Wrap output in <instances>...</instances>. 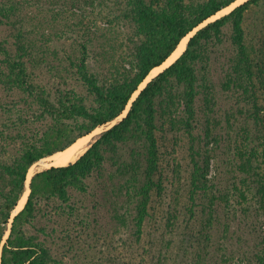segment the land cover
Instances as JSON below:
<instances>
[{"label": "trees", "instance_id": "trees-1", "mask_svg": "<svg viewBox=\"0 0 264 264\" xmlns=\"http://www.w3.org/2000/svg\"><path fill=\"white\" fill-rule=\"evenodd\" d=\"M19 1L5 4V24L14 30L21 24L17 12L25 0ZM28 1L72 9L97 4L99 10L93 22L78 25L82 35L66 54L63 47L58 50L47 40L29 38L22 30L0 38V113L9 114L5 121L0 118V143L4 139L6 145L17 146L14 156L0 166V264H57L52 250L56 232L67 229L72 220L86 222L90 204L92 210L102 208L124 217L126 205L133 203V234L138 242L144 222L151 218L150 200L163 188L160 140L178 145L184 137L189 140L192 168L186 200L176 208L184 205L188 214L180 215L183 233L174 238L177 257L158 264H221L235 254L246 264L264 261V247L261 254L246 243V227L259 232L251 217L246 223L241 220L238 230L229 229L237 212L220 207L229 198L225 186L215 190L216 195L209 190L211 156L200 154L197 144L214 135L210 121L217 106L216 85L241 92L236 114L247 113L252 141L264 138V107L259 105L264 89V0H245L198 28L180 56L143 87L151 70L184 36L236 0ZM256 7L259 16L247 22ZM218 72L224 77L220 84L212 80ZM199 94L204 108L196 104ZM5 97L10 98V107H5ZM114 120L74 162L32 175L26 203L12 217L1 245L26 189L29 167ZM254 150L251 146L247 177ZM258 183L257 193L264 199V182ZM55 219L57 226L50 222ZM219 221L225 225L224 234L216 232ZM236 236L239 246L232 249ZM217 243L225 246L214 248ZM140 254L131 251L116 264H144Z\"/></svg>", "mask_w": 264, "mask_h": 264}, {"label": "rangeland", "instance_id": "rangeland-1", "mask_svg": "<svg viewBox=\"0 0 264 264\" xmlns=\"http://www.w3.org/2000/svg\"><path fill=\"white\" fill-rule=\"evenodd\" d=\"M8 1L9 0H0V38L4 35L14 34L22 30L25 33H28V36H30L29 38L47 40L51 46L58 50L63 47L64 54L68 53L71 47L77 46V42L82 35V32L79 31L78 25L81 24L82 28L89 23V20L93 22V19L95 20L98 16L96 14L99 10L97 4L84 6L82 9H72L65 6L57 8L41 3L36 5L34 2H26V0L22 2L23 0H20L19 2H22L23 6L19 8L20 10H18L17 13L19 14L18 16L21 24H17V28L14 30L13 27L5 24L8 20L5 15L7 14V7L5 4L8 3ZM244 1L245 0H238L237 3L234 6H231L228 10L224 9L230 5L223 8L220 10L222 11L221 14L215 18H212L215 15L212 16L200 26L202 27L206 22L208 23L209 21L230 12ZM260 11L259 7L254 8L250 12V18L247 22L256 19L259 16ZM98 23L100 22L97 21V24ZM191 34H193V32L187 34L188 39ZM153 76H151V78ZM223 78V74L218 72L216 75H213L212 80L214 81L213 83L218 84L219 82H222ZM144 81L141 83L140 87H143L146 84L147 81ZM216 90L217 106L215 107V111L212 115L213 117L210 121V126L213 129L214 135L206 142L201 139L197 141L200 154L206 152L211 156L208 173L210 184L209 190H214L216 195V191L220 186L226 187L224 192L229 198L225 197V201H221L220 207L226 212L227 210H233L232 213L237 212L234 214V218H232V221H234L231 222L232 226L229 228L231 231L238 230L237 227L241 220L246 223L249 222V218L251 217L255 221L259 228V232L254 234L253 230L250 232L249 226L246 227V231L248 232L246 243H248L249 248L253 246V249L257 248L262 254V248L264 247V199L257 193V187L259 184L258 182H264V138L252 141L250 134L253 130H250V126L247 124L248 121L245 120L247 113H243L240 116L236 114L237 111H235L234 107L237 105L236 102L241 92L234 88L224 90L219 87V85H216ZM135 95H133L132 99ZM4 99L6 100L4 101L5 107H10V98L5 97ZM259 99H261L259 100V105L264 107V89L260 91ZM196 104L201 108L205 107L201 94L197 97ZM129 106L130 102L128 107ZM128 107L126 111L128 110ZM199 107L197 109H199ZM126 111L118 117V120L126 114ZM0 114V118L3 117L4 121L9 116L7 113ZM228 117H230V121H228ZM116 120L95 127L93 130H95L97 134L88 147L96 140L102 131L109 128L116 122ZM4 141L5 140L2 139L0 143V166L4 165V159L9 161L11 156H14L17 152L16 145L11 146V144H9L8 146L6 145V141ZM188 144L189 140L187 137H184L183 139L181 138L178 145H176L173 140H160V163L164 177L163 188L161 192L153 194L150 200L151 204L148 212L151 218H147L144 222L142 235L140 239H138V242L136 236L133 234V213L130 210L133 203L126 205L127 211L124 217L121 215L115 216L112 212L110 214L107 210L102 208L92 210L90 204L87 207L90 210L87 211L91 216L86 222L79 223L77 219L72 220L70 222L73 223L69 225L67 229L63 228L62 231L58 230L56 232L57 241L52 247L55 262L57 264H116L121 256L124 257L125 254H128L131 251H135L137 254L141 253L139 256L143 258L144 264H150L151 257L154 264L160 263L161 260H166L167 263L168 260L172 262V258L177 257V243L174 242V238L178 239L177 236H181L183 233L181 231H183L182 226L184 221L182 224L180 215L185 212L187 213L184 205H181L178 208H176V206L186 200L185 190L188 176L192 168V159L187 149ZM4 146H7V149H4ZM251 146L255 148L254 157H252L251 161V174L256 173L257 176L250 174L247 177L244 170H248L247 160L251 153ZM41 170L43 169H37L34 173ZM31 177L28 185H26V188H28L27 197L30 191L29 184ZM209 193L208 199H211L214 195L211 191H209ZM223 193L222 195H224ZM26 200L22 207L16 209L19 203L18 201L16 207L12 211L1 245L4 243L10 232L12 217L24 207ZM118 208L119 204H117V209ZM119 211L120 213H123L124 207H121ZM254 214L255 218L253 217ZM245 216L247 217L244 219ZM42 222L46 223L44 224L46 228L49 226L47 225L48 222H46V220ZM50 222L55 226L58 225L57 219L51 220ZM221 222L222 221H219V224L216 227L217 233H223L225 231V225L221 224ZM63 223L65 224V222ZM245 223L243 225H245ZM176 225L178 228L174 229ZM63 234H65V238H62ZM235 238V242L233 241L231 244L232 249H234L233 246L235 247L239 244L240 236H236ZM125 241H129L130 243L125 245ZM223 246H225L224 243L221 246L217 243L214 248L218 247L222 249ZM227 248L229 249V246ZM238 248L236 251H233L238 253ZM160 251L163 252L160 255L163 259L160 258V261L158 262L157 258H159ZM237 256L238 254H235V256L233 255L229 258V261L222 262L221 264L247 263L243 259L237 258ZM262 263H264V261L261 259L252 261L251 264Z\"/></svg>", "mask_w": 264, "mask_h": 264}, {"label": "bare ground", "instance_id": "bare-ground-1", "mask_svg": "<svg viewBox=\"0 0 264 264\" xmlns=\"http://www.w3.org/2000/svg\"><path fill=\"white\" fill-rule=\"evenodd\" d=\"M237 1L232 3V5L225 8L224 10H228L231 6H234L237 3ZM221 12L222 11L218 12L212 18L217 17L219 14H221ZM187 40H188V36L186 35L180 40L176 49L171 53V55L161 65L154 67L151 70L149 75L146 77L145 81H147L149 78H151V76L162 70L165 66H168L173 60H175L186 48ZM96 134L97 132L93 130L88 134L78 137L72 144H70L66 148L55 151L51 155L43 157L39 161L35 162L33 165L30 166L27 172L26 185H28L29 179L35 170L49 168L50 166H63L76 160L77 157L80 156L85 151V149L88 147V145L90 144L92 139L96 136ZM27 193H28V188H26V191L19 200L16 209L23 206L27 197Z\"/></svg>", "mask_w": 264, "mask_h": 264}, {"label": "water", "instance_id": "water-1", "mask_svg": "<svg viewBox=\"0 0 264 264\" xmlns=\"http://www.w3.org/2000/svg\"><path fill=\"white\" fill-rule=\"evenodd\" d=\"M206 23H207V22H206ZM201 25H202V24H201ZM204 25H205V24H204ZM200 27H201V26L197 27V28H196L195 30H193L192 32L194 33V32L197 31V29L200 28ZM191 35H192V34H191ZM191 35H190V36H191ZM179 56H180V55H179ZM179 56H178V57H179ZM166 67H167V66H166Z\"/></svg>", "mask_w": 264, "mask_h": 264}]
</instances>
